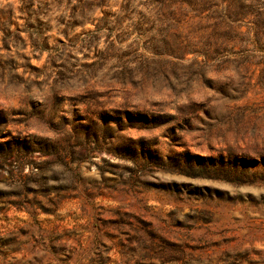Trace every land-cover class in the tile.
Instances as JSON below:
<instances>
[{
    "label": "rangeland",
    "instance_id": "374dc122",
    "mask_svg": "<svg viewBox=\"0 0 264 264\" xmlns=\"http://www.w3.org/2000/svg\"><path fill=\"white\" fill-rule=\"evenodd\" d=\"M263 48L264 0H0V264H264Z\"/></svg>",
    "mask_w": 264,
    "mask_h": 264
},
{
    "label": "trees",
    "instance_id": "16d2710c",
    "mask_svg": "<svg viewBox=\"0 0 264 264\" xmlns=\"http://www.w3.org/2000/svg\"><path fill=\"white\" fill-rule=\"evenodd\" d=\"M256 22H254V25H253V27H252V29H254L255 31H256V29H258L259 27H258V25L257 24H255ZM258 33V32H257ZM257 33H256V35H257ZM263 50V52H264V48L262 49Z\"/></svg>",
    "mask_w": 264,
    "mask_h": 264
}]
</instances>
